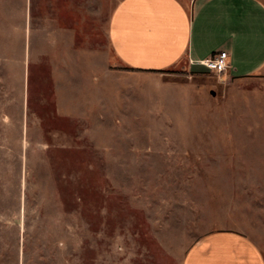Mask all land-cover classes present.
Listing matches in <instances>:
<instances>
[{
    "label": "rangeland",
    "instance_id": "1",
    "mask_svg": "<svg viewBox=\"0 0 264 264\" xmlns=\"http://www.w3.org/2000/svg\"><path fill=\"white\" fill-rule=\"evenodd\" d=\"M112 0H0V264H183L215 231L264 254V72L136 71Z\"/></svg>",
    "mask_w": 264,
    "mask_h": 264
},
{
    "label": "crops",
    "instance_id": "2",
    "mask_svg": "<svg viewBox=\"0 0 264 264\" xmlns=\"http://www.w3.org/2000/svg\"><path fill=\"white\" fill-rule=\"evenodd\" d=\"M107 36L117 59L136 71L203 70L201 60L224 50L226 77L264 72V0H112ZM183 264H264V254L244 234L215 231Z\"/></svg>",
    "mask_w": 264,
    "mask_h": 264
},
{
    "label": "built area",
    "instance_id": "3",
    "mask_svg": "<svg viewBox=\"0 0 264 264\" xmlns=\"http://www.w3.org/2000/svg\"><path fill=\"white\" fill-rule=\"evenodd\" d=\"M211 72H216L219 76L226 77L228 68V52L220 50L212 53L209 57L201 62Z\"/></svg>",
    "mask_w": 264,
    "mask_h": 264
}]
</instances>
